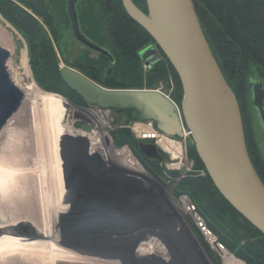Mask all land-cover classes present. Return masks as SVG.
Listing matches in <instances>:
<instances>
[{
  "label": "water",
  "instance_id": "95a60500",
  "mask_svg": "<svg viewBox=\"0 0 264 264\" xmlns=\"http://www.w3.org/2000/svg\"><path fill=\"white\" fill-rule=\"evenodd\" d=\"M78 1L66 0L71 34L80 45L106 57L112 63L114 60L111 53L90 40L80 30L76 13ZM121 2L127 14L143 27L153 40V44L139 51L140 59L148 65L156 62L159 59L158 49L174 68L182 87L180 106L157 90L102 87L70 67L60 69L61 80L86 105L117 112L133 111L140 122H152L160 133L168 137H182L181 117L183 125L190 133L197 156L216 190L237 213L264 235V184L248 156L236 98L212 55L193 0H152L151 3L145 0L146 13L131 0ZM8 58V50L0 46V133L24 99L23 93L9 77L6 69ZM207 67L221 77L232 96L236 118L231 128L220 129L214 122L212 86L206 72ZM248 88L251 92L252 106L264 132L262 83L252 77L248 82ZM73 127L90 130V126L85 123L75 122ZM123 131L130 135L129 128L124 127ZM139 148L148 158H161L153 144H139ZM147 197L128 206L124 213L119 212L118 219L116 216L105 215L95 218L96 222L108 226L105 233L124 235L126 231L135 230L139 223L136 222V213L147 208L154 217L150 216L145 222L154 220L158 223L155 215L161 212L160 215L166 217L164 220L161 218L159 223L164 225L167 220L168 228L173 229L171 215L165 214L169 212L152 205V200L155 199ZM164 241L166 243V239Z\"/></svg>",
  "mask_w": 264,
  "mask_h": 264
},
{
  "label": "bare ground",
  "instance_id": "6f19581e",
  "mask_svg": "<svg viewBox=\"0 0 264 264\" xmlns=\"http://www.w3.org/2000/svg\"><path fill=\"white\" fill-rule=\"evenodd\" d=\"M148 1L152 2V0ZM6 33V29L0 25V45L2 47L8 43ZM23 61L24 59H22L24 67L25 61ZM206 72L212 86L211 101L214 106V122L220 129L231 128L236 118L232 96L221 77L208 67ZM28 78L30 76L26 72L23 75L16 73L10 77L23 93V104L28 109L32 130L38 134L51 135L54 141L61 138L63 150L70 152L68 154L70 158H67L65 164L66 168L69 166L68 168L71 170V177L80 181L79 174L82 177L85 174V178L90 182L108 185L99 191H96L98 187L89 186V183L83 185V188L104 199H109L113 204H118L120 208H126L147 196V198L155 200H163L165 197L172 209L165 214L171 215V222L175 227L167 228L168 223L165 218L164 225L168 229V238L165 236L166 243L164 241L165 246L157 238H150L146 243L140 244L138 239L134 240L132 244L122 241L119 243L123 234L95 235L72 231L69 223H66V212L69 210L66 199L53 213L50 220L47 216L39 220L37 218L14 219L10 214L4 213L8 211L11 214H18L11 212L12 209L4 210L3 206H10L11 201L0 191V205H2L0 207V264H124L118 259H124L128 254L132 255L131 261L128 263L202 264L203 261L208 262L209 256L202 246L201 239L209 241V235L201 233L196 227V222L200 220H198L199 216L193 214L194 205L188 204L182 197L179 199L182 212L178 211L176 208L178 205L170 198L169 191L166 193L167 188L154 191L155 187L151 185L153 181L150 176L137 163L131 153L112 150L111 136L100 128L101 125H104L101 121L103 117H98L101 112H90L73 107L76 117L82 123L90 126L89 131L74 130L64 118L65 110L62 103L65 101L58 95L40 90L34 82L25 80ZM68 106L71 105L68 104ZM90 115L94 118L87 117ZM139 122L129 129L130 132L146 129ZM0 135L4 139H8L9 128L4 127ZM184 143V140L181 139L171 144L165 137L158 136L153 145L156 149L159 148L169 154L170 159L174 161L171 165L172 168H180L182 162L185 161L182 153ZM56 162L59 165L57 155ZM2 174L0 166V176ZM121 181L127 183L119 187ZM113 182H115V186L110 190V183L113 184ZM144 193L145 195H143ZM160 213H155V218L159 222L161 218L164 220L166 217V215L162 217ZM183 215L190 216L191 224ZM136 216L137 223H144L152 214L149 209L144 208L139 210ZM230 259L232 262H236L232 254Z\"/></svg>",
  "mask_w": 264,
  "mask_h": 264
},
{
  "label": "trees",
  "instance_id": "16d2710c",
  "mask_svg": "<svg viewBox=\"0 0 264 264\" xmlns=\"http://www.w3.org/2000/svg\"><path fill=\"white\" fill-rule=\"evenodd\" d=\"M81 2L83 0L76 4V13ZM84 2L95 9L99 37L103 40L99 44L106 46L114 61L111 63L106 57L97 55L96 62L78 59L71 66L108 89H144L155 76L160 74L165 77L170 72L176 86L173 96L181 99L180 80L163 54L164 59L149 65L148 72L143 74L138 53L148 44H152L153 40L127 14L121 0ZM135 4L142 12H147L145 0H139ZM193 4L213 57L218 64L222 62L230 68L238 88H244L245 79L247 77L248 83L253 77L250 75L252 72L264 78V0H193ZM53 12L54 9L52 11L45 0H0V15L27 38L32 55L30 64L40 86L79 105H86L59 76L60 69L50 37H55L56 34ZM107 61L108 65L104 67ZM238 104L247 153L264 184V161L251 130L250 118L245 117V98H238ZM124 112L133 113L130 110ZM112 135L115 146L129 145L134 152L137 150L135 140L123 130L114 131ZM189 154L195 160V167L202 169L205 174L184 178L180 187L191 195L198 211L206 220L205 224L218 235V239L227 248L243 258L247 264H264V235L237 213L216 190L197 156L194 144L190 146ZM137 157L143 162L139 155ZM151 166L155 167L153 163ZM241 241L245 243L238 246Z\"/></svg>",
  "mask_w": 264,
  "mask_h": 264
},
{
  "label": "rangeland",
  "instance_id": "374dc122",
  "mask_svg": "<svg viewBox=\"0 0 264 264\" xmlns=\"http://www.w3.org/2000/svg\"><path fill=\"white\" fill-rule=\"evenodd\" d=\"M45 1L47 2L51 10L53 11L54 9L55 11L53 13L56 25V34L55 37H50L55 51L58 69L60 66L73 68L71 66V63L75 62L78 59L81 61L87 59L96 62L97 55L80 45L71 34L70 22L66 13V0ZM131 1L134 4L136 2H139V0ZM77 16L79 19L78 21L80 24V28H82V33L95 43H101L103 40L101 37H99L100 31L97 28V16L93 6L88 5L83 0V2H81V4H79L77 7ZM39 22L41 23L42 27L46 29V31H48L46 26H44V24L40 20ZM0 25L4 27L7 32L6 38L8 40V43L5 44L3 48L7 49L9 52V58L6 62V68L10 77L13 76V74L15 75L16 73L18 75H23L24 72L29 73L30 78H28V80L25 79L26 81L31 80L40 90L47 93H53L45 90L37 82L30 64L32 55L28 47L27 38L24 36V34L1 15ZM101 46L103 47V45ZM104 48L106 49L105 45ZM157 53L159 55L158 60L164 59V56L162 55L160 50L157 49ZM22 59H24L25 61H23L25 63L24 67L22 66ZM108 62L109 61L106 62V65L104 64V67L108 65ZM217 65L222 75L224 74L223 77L225 76L224 79L233 92L237 104L238 98H245L247 106L245 117L250 118L251 130L253 132V136L255 138L259 153L264 161V132L262 130L261 124L259 123V120L256 117L255 110L251 103V92L248 88L247 77L245 79L244 88H238L235 83V79L230 72V68H228V66H225V64L222 62L221 64L217 63ZM148 67L149 65L145 61H142V72L144 75L148 72ZM250 75H253L255 79H259L261 81L262 89L264 91V78H260L254 72H252ZM175 87V82L171 77V73L169 72L167 75L165 74V77L160 74L157 77L155 76L154 80L147 86H145L144 89L157 90L168 98H171V100L174 99L173 102L177 106H180L182 97L178 100L173 96ZM54 94H57L65 101V103H62V107L65 110L64 118L70 126L72 125L71 123L75 115L73 107H77L90 112L98 111L95 106L79 105L59 93ZM68 104H70L71 106H68ZM240 116L242 122L241 112ZM87 117L94 118V116L91 115ZM98 117H103V120L101 121L104 125H101L100 128L102 131L108 132L113 142L114 139L112 132L123 130L124 127L130 129L134 126L135 123L139 122V120L137 119V114L135 112L125 113L123 111L121 113H116L113 110H108L105 113L101 112ZM4 127L9 128L10 135L8 136V139H4L0 135V147H2V149H0V166L2 167L3 171L2 176H0V191H2L5 194V197L9 198L11 201L10 206H3L4 210L12 209L13 211L11 212H17L18 214H11L8 213V211L4 213L8 215L10 214L14 219L37 218L39 220L42 217L47 216V218L50 220L53 213H55L58 210L59 206L62 204L64 198L66 199L67 176L65 162L68 157L70 158V155H68L70 154V152L63 150V142L61 141V138H58L57 141H54L51 135L38 134L32 130L29 122L28 109L23 104V102L21 103L19 108L11 115ZM128 136L135 140L134 142L136 143L137 150L134 152L129 145L116 146V148L120 149L123 146L128 147L130 153L132 154V156H134L137 163H139L144 168V170L150 176L151 181H153L151 185L155 187L154 191L157 192L158 189H160L161 191L162 188H167L166 193L169 191L170 198H172L173 201H175V203L178 205V207L176 208L180 212H182V206L179 203V199L183 197L184 199H186V202H188V204L194 205L195 211H193V214L199 216L203 222H206V220L198 211L197 205L192 199L191 195L186 191V189L184 190L182 187H180V183L184 178L203 176L205 174L202 169L195 167V160L189 154V148L193 144L190 136H188L184 140L185 143L182 153L184 154L185 161L182 162L180 168H172L171 165L174 163V161L170 159L169 154L163 152L159 148H157L156 150L161 157L160 159L153 157L148 158L142 154L139 148V144H154V140H139L132 131ZM176 138L177 137L171 139L176 140ZM170 143L173 144L172 141H170ZM113 150L116 149L113 148ZM56 155L60 166L56 162ZM137 155H139L143 159V162L139 160ZM151 163H153L154 166L157 167V169L151 166ZM105 177L110 178L108 176ZM79 178H81L80 181L82 185L89 183V186L95 188L98 187V190L96 191L103 190L106 186H108L100 183H98V186V184H96L95 182H90V180H87L85 178V174H83V177L79 174ZM126 183H123V181H121L119 183V187L124 186L123 184ZM114 184L115 182H113V184L110 183V190L113 189V186H115ZM143 195H145V193ZM141 200L136 201L134 204L141 202ZM154 201L152 200V205L159 206L161 209L167 210L168 212L172 210L171 207H169V202L165 197H163V200L161 199ZM0 207H2V205H0ZM128 208V206L126 208L121 207L119 211L120 214L124 213L126 210H128ZM183 217L186 218L191 224L192 220L190 216L183 215ZM205 222L204 225L208 228L211 235L216 238L217 243L221 244L224 248L219 249L218 247H215L213 242L210 243L209 241H207V239H201L202 246L203 248H205L207 256H209V261H203L202 264H229L230 254L234 255V257L239 259L240 262L247 264L245 260H243V258H240L235 252L227 248L218 239V235L212 232L207 224H205ZM174 227L175 226L173 224V228ZM167 228L163 224L159 225V222L156 223L154 220H152L151 222L138 223L135 230H133L132 232L126 231V234H124L119 243L122 241L128 243L130 242V244H132L134 240L138 239L140 244L146 243L150 238H157L158 241L160 243L163 242L164 245V240L168 238ZM197 228L200 231L199 226ZM98 234L105 235V232L101 231ZM165 236H167V238ZM244 243V241H241L238 246H241ZM131 257L132 255L128 254L124 259H118V261H121L124 264H138L137 262L128 263L129 261H131ZM103 259L113 260L109 258ZM115 259L117 260V258Z\"/></svg>",
  "mask_w": 264,
  "mask_h": 264
},
{
  "label": "flooded vegetation",
  "instance_id": "af4514ba",
  "mask_svg": "<svg viewBox=\"0 0 264 264\" xmlns=\"http://www.w3.org/2000/svg\"><path fill=\"white\" fill-rule=\"evenodd\" d=\"M95 54L99 55L97 53ZM73 118L74 120L72 121L71 126L74 130H79L73 127V123L82 122L77 117ZM112 146L116 147L114 142H112ZM68 167L66 168V201L69 205V210L66 212L68 219H66V222L69 223L72 231L75 232L98 234L101 231H108L106 228L108 226L99 225V223L96 222V219L99 216L101 217L105 215L116 216L118 219L120 207L118 204H113L109 199H104L95 195L91 191H86V189L82 187L85 184L82 185L79 179H77V181L75 178L71 177V170Z\"/></svg>",
  "mask_w": 264,
  "mask_h": 264
},
{
  "label": "built area",
  "instance_id": "2783aa9c",
  "mask_svg": "<svg viewBox=\"0 0 264 264\" xmlns=\"http://www.w3.org/2000/svg\"><path fill=\"white\" fill-rule=\"evenodd\" d=\"M62 67L60 66L59 69H61ZM98 111L96 112H107L108 110H103V109H100L98 107H96ZM180 121H181V124H182V132H183V137L182 138H176V140H172L171 138L172 137H168V136H165L163 135L162 133H160L158 130L155 129V126L153 125L152 122L150 121H147V123H140L141 125L145 126L146 129H143V130H138V132H135L133 131V134L139 139V140H154V142H156V140L158 139V136H162V137H165L166 139L170 141H172L173 143L174 142H177V140H185V138H187L188 136H190V133L189 131L186 130L185 126L183 125L182 123V119L180 117ZM110 145V144H109ZM115 148V152H119V151H127V153H130L129 149L127 146H123L122 148L120 149H117L116 147H113ZM112 148V150H113ZM130 155V154H129ZM132 161V160H131ZM198 222H196V226L198 227L199 226V229H200V232L203 233V234H208L209 235V242L212 243L215 245V247H218L219 249H223L224 247L217 243L216 241V238H214L211 233L209 232L208 228L204 225V222L201 220L200 217H198ZM213 245V246H214ZM225 252V251H224ZM227 254V253H226ZM229 255V254H228ZM231 255V254H230ZM229 255V257H230ZM236 262H232L231 259L229 260V264H244L243 262H240L239 259L235 258Z\"/></svg>",
  "mask_w": 264,
  "mask_h": 264
}]
</instances>
